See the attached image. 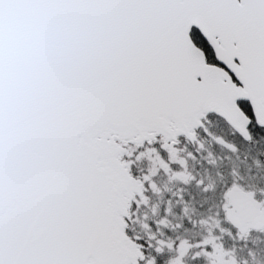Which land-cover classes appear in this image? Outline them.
<instances>
[{
	"label": "snow or ice",
	"instance_id": "obj_1",
	"mask_svg": "<svg viewBox=\"0 0 264 264\" xmlns=\"http://www.w3.org/2000/svg\"><path fill=\"white\" fill-rule=\"evenodd\" d=\"M262 171L264 0H0V264H257Z\"/></svg>",
	"mask_w": 264,
	"mask_h": 264
},
{
	"label": "flooded vegetation",
	"instance_id": "obj_2",
	"mask_svg": "<svg viewBox=\"0 0 264 264\" xmlns=\"http://www.w3.org/2000/svg\"><path fill=\"white\" fill-rule=\"evenodd\" d=\"M264 176V171H262L259 175L256 176V180L259 181L261 177ZM261 219L255 220L253 223L259 222ZM251 229L252 231L249 232L248 230ZM259 230V231H256ZM242 236L243 239L246 241H256L259 240L260 237L264 236V223L261 226H251L249 224H245L242 229ZM247 246V245H244ZM257 255V264H264V243L254 245ZM249 256L252 255V251L250 250L248 253ZM240 264H245L243 254L238 253ZM223 261L222 254L218 253V260L217 264H221Z\"/></svg>",
	"mask_w": 264,
	"mask_h": 264
},
{
	"label": "water",
	"instance_id": "obj_3",
	"mask_svg": "<svg viewBox=\"0 0 264 264\" xmlns=\"http://www.w3.org/2000/svg\"><path fill=\"white\" fill-rule=\"evenodd\" d=\"M264 223V219H261L259 222H256V223H249V225L251 226H261L262 224Z\"/></svg>",
	"mask_w": 264,
	"mask_h": 264
}]
</instances>
